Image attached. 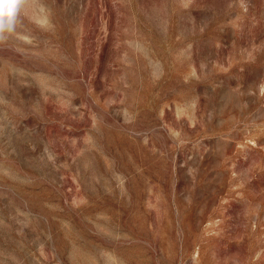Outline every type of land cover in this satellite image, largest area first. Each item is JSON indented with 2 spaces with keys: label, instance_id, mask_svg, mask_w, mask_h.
<instances>
[{
  "label": "rangeland",
  "instance_id": "374dc122",
  "mask_svg": "<svg viewBox=\"0 0 264 264\" xmlns=\"http://www.w3.org/2000/svg\"><path fill=\"white\" fill-rule=\"evenodd\" d=\"M0 40V264H264V0H25Z\"/></svg>",
  "mask_w": 264,
  "mask_h": 264
},
{
  "label": "clouds",
  "instance_id": "9594fccd",
  "mask_svg": "<svg viewBox=\"0 0 264 264\" xmlns=\"http://www.w3.org/2000/svg\"><path fill=\"white\" fill-rule=\"evenodd\" d=\"M25 0H0V40L15 31Z\"/></svg>",
  "mask_w": 264,
  "mask_h": 264
}]
</instances>
